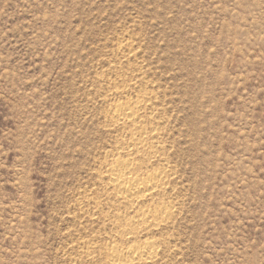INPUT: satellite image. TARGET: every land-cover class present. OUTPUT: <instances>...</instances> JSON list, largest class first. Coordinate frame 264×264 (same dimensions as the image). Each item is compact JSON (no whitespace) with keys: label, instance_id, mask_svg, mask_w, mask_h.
<instances>
[{"label":"rangeland","instance_id":"1","mask_svg":"<svg viewBox=\"0 0 264 264\" xmlns=\"http://www.w3.org/2000/svg\"><path fill=\"white\" fill-rule=\"evenodd\" d=\"M122 79L176 172L155 264H264V0H0V264H101L82 201Z\"/></svg>","mask_w":264,"mask_h":264},{"label":"bare ground","instance_id":"2","mask_svg":"<svg viewBox=\"0 0 264 264\" xmlns=\"http://www.w3.org/2000/svg\"><path fill=\"white\" fill-rule=\"evenodd\" d=\"M120 84L111 86L112 102L104 112L106 131L114 140L95 171L103 192L82 201L93 208L88 217L94 223L109 221L113 234L104 247L92 237L81 253L101 264H155L167 242L156 234L169 225L179 204L168 198L176 172L165 155L155 96L141 88L131 95L129 82Z\"/></svg>","mask_w":264,"mask_h":264}]
</instances>
